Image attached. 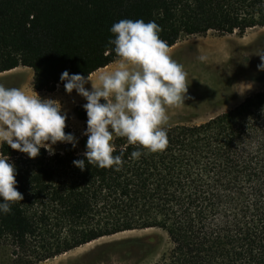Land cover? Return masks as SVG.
Returning a JSON list of instances; mask_svg holds the SVG:
<instances>
[{"label":"trees","instance_id":"obj_1","mask_svg":"<svg viewBox=\"0 0 264 264\" xmlns=\"http://www.w3.org/2000/svg\"><path fill=\"white\" fill-rule=\"evenodd\" d=\"M121 19L154 21L170 48L186 35L264 27V0H0V73L29 67L33 89L47 92L65 70L87 77L119 59L108 41ZM262 107L264 88L205 122L167 126L156 153L116 137L118 171L79 169L73 161L84 157L71 144L29 158L1 142L23 200L0 214V264H38L149 228L170 246L147 264H264ZM75 110L86 123L83 107ZM135 150L144 153L138 160Z\"/></svg>","mask_w":264,"mask_h":264},{"label":"clouds","instance_id":"obj_2","mask_svg":"<svg viewBox=\"0 0 264 264\" xmlns=\"http://www.w3.org/2000/svg\"><path fill=\"white\" fill-rule=\"evenodd\" d=\"M160 31L154 21L121 19L111 26L114 38L108 41L119 58L114 70L99 72L95 78L67 70L61 73L66 93L75 91L86 100L82 106L87 116L83 132L86 150L84 159L74 160V166L84 170L87 162L118 171L122 155H113L114 137L126 138L128 144L139 145L149 153L166 148L167 109L184 103L189 85L183 65L170 56ZM257 55L261 61L257 68L264 71V52ZM89 83L90 90L86 87ZM260 112L264 115V107ZM67 119L59 100L0 84V142L11 149L36 158L41 149L54 155L58 143L76 147L78 138L65 132ZM142 154L135 150L130 158L138 160ZM16 175L15 165L0 156V214L10 213L11 203L23 200Z\"/></svg>","mask_w":264,"mask_h":264},{"label":"rangeland","instance_id":"obj_3","mask_svg":"<svg viewBox=\"0 0 264 264\" xmlns=\"http://www.w3.org/2000/svg\"><path fill=\"white\" fill-rule=\"evenodd\" d=\"M206 40L220 43L221 46L217 49L202 45ZM168 50L170 56L183 65L189 86L184 103L168 107L166 127L205 122L231 109L247 95L264 88V71L257 68L261 63L257 54L264 52V27L249 28L244 33L209 31L203 35H186ZM200 56L206 59L201 61L198 59ZM102 71L109 70L93 72V78ZM0 84L35 95L33 70L29 67L20 66L13 71L0 73ZM86 87L90 90L91 83ZM56 88L59 96L55 100H59L67 112L66 126L78 138L77 152L83 154L87 140L83 132L87 125L78 118L75 109L83 106L86 100L75 91L67 94L64 86L57 85ZM239 91L245 92L241 95ZM64 144L58 143L54 146L55 150ZM155 241H159L156 247L152 245ZM169 246L168 237L162 230L139 229L99 238L89 245H81L38 264H147L158 260ZM4 260L6 253L0 250V263Z\"/></svg>","mask_w":264,"mask_h":264},{"label":"crops","instance_id":"obj_4","mask_svg":"<svg viewBox=\"0 0 264 264\" xmlns=\"http://www.w3.org/2000/svg\"><path fill=\"white\" fill-rule=\"evenodd\" d=\"M112 64V63H111ZM111 64H109L108 66H106V67H104V68H101V69H99V70H96L95 72H98V71H100V70H112V67L113 66H115L117 63H115L114 65H112L111 66ZM18 68V67H17ZM17 68H15V69H17ZM15 69H13V70H15ZM13 70H10V71H13ZM10 71H6V72H10ZM92 74V73H91ZM94 74V73H93ZM92 74V75H93ZM58 86H64L63 84H58ZM57 88L54 90V91H52V92H47V91H36L37 93H39V94H41V96H42V98H51V99H56V98H58V94H57Z\"/></svg>","mask_w":264,"mask_h":264},{"label":"bare ground","instance_id":"obj_5","mask_svg":"<svg viewBox=\"0 0 264 264\" xmlns=\"http://www.w3.org/2000/svg\"><path fill=\"white\" fill-rule=\"evenodd\" d=\"M202 45H206V46H210V47H212V48H220V46H221V44L220 43H216V42H211V41H209V40H206V41H204L203 43H202ZM208 50V49H207ZM209 51H211V50H209ZM117 66V64L115 65V66H113L112 67V70H114L115 69V67ZM105 69V68H104ZM111 70V69H110ZM95 73V72H94ZM92 242H89V243H87V245H89V244H91Z\"/></svg>","mask_w":264,"mask_h":264}]
</instances>
